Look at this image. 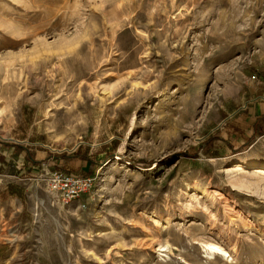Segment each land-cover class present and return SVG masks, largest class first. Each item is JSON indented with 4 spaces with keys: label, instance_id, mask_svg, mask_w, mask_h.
I'll use <instances>...</instances> for the list:
<instances>
[{
    "label": "rangeland",
    "instance_id": "1",
    "mask_svg": "<svg viewBox=\"0 0 264 264\" xmlns=\"http://www.w3.org/2000/svg\"><path fill=\"white\" fill-rule=\"evenodd\" d=\"M263 83L264 0H0V264H264Z\"/></svg>",
    "mask_w": 264,
    "mask_h": 264
},
{
    "label": "built area",
    "instance_id": "2",
    "mask_svg": "<svg viewBox=\"0 0 264 264\" xmlns=\"http://www.w3.org/2000/svg\"><path fill=\"white\" fill-rule=\"evenodd\" d=\"M94 180L92 175L82 176L54 171L48 178V187L65 204L90 192L95 184Z\"/></svg>",
    "mask_w": 264,
    "mask_h": 264
},
{
    "label": "crops",
    "instance_id": "3",
    "mask_svg": "<svg viewBox=\"0 0 264 264\" xmlns=\"http://www.w3.org/2000/svg\"><path fill=\"white\" fill-rule=\"evenodd\" d=\"M242 113H243L242 117L245 119L244 121L247 122L248 120L249 122L247 123V127L244 128V132L241 127V130H242L241 134L238 131H235V134H238V136L239 134L241 135L238 140L240 141L241 144L246 143V145L248 146L251 145L252 147L255 145H258V146L262 145L261 140L260 142H255V141L254 143H251V142L255 138L261 139L264 137V133L262 134L255 133V130H257V132H264V97H261V100L254 103L253 106L252 105L248 107L245 106L243 108ZM251 137L253 139H250Z\"/></svg>",
    "mask_w": 264,
    "mask_h": 264
},
{
    "label": "bare ground",
    "instance_id": "4",
    "mask_svg": "<svg viewBox=\"0 0 264 264\" xmlns=\"http://www.w3.org/2000/svg\"><path fill=\"white\" fill-rule=\"evenodd\" d=\"M254 8V7H253ZM257 12V11H256ZM255 13V12H254ZM256 14V13H255ZM71 50L74 49V47H71L70 48ZM69 49V50H70ZM45 51V50H44ZM47 52V51H46ZM32 57L34 56H31L30 58L32 59ZM12 62L11 59L8 60V62L6 63V65L8 66L10 63ZM2 112V108H0V113ZM192 112H194L192 110ZM189 113V112H188ZM187 114V113H186ZM188 115V114H187ZM8 138V137H7ZM243 163V162H242ZM249 164L251 165H255L257 163L255 162H249ZM262 172H264V169H262ZM201 244V247L203 248V251L205 252L206 254V257L207 258H215V257H218V256H224L226 254V251H224V249L216 244V243H209V242H206V243H200ZM167 246V244H160V247H165ZM159 251H164V249H159ZM227 255V254H226Z\"/></svg>",
    "mask_w": 264,
    "mask_h": 264
},
{
    "label": "trees",
    "instance_id": "5",
    "mask_svg": "<svg viewBox=\"0 0 264 264\" xmlns=\"http://www.w3.org/2000/svg\"><path fill=\"white\" fill-rule=\"evenodd\" d=\"M255 133H258V134H262V133H264V132H257V130H255ZM117 143H118V141L117 140H112L111 141V143L110 144H102L101 145V147H100V151H105V150H107V148H108V146L109 145H111L112 146V150H114L115 149V147L117 146ZM88 173H90L89 171H82V174L83 175H86V174H88ZM11 187H13L11 184L8 186V188H11ZM9 195H11V196H17V193L16 192H14L13 190H10L9 191Z\"/></svg>",
    "mask_w": 264,
    "mask_h": 264
}]
</instances>
